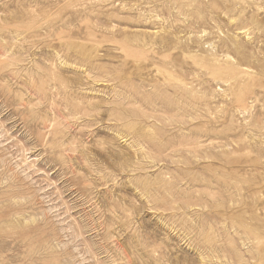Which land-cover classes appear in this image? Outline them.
I'll use <instances>...</instances> for the list:
<instances>
[{
    "label": "rangeland",
    "instance_id": "1",
    "mask_svg": "<svg viewBox=\"0 0 264 264\" xmlns=\"http://www.w3.org/2000/svg\"><path fill=\"white\" fill-rule=\"evenodd\" d=\"M0 264H264V0H0Z\"/></svg>",
    "mask_w": 264,
    "mask_h": 264
}]
</instances>
